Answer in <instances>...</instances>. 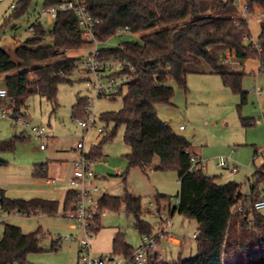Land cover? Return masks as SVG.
Instances as JSON below:
<instances>
[{"label":"trees","instance_id":"16d2710c","mask_svg":"<svg viewBox=\"0 0 264 264\" xmlns=\"http://www.w3.org/2000/svg\"><path fill=\"white\" fill-rule=\"evenodd\" d=\"M31 1L16 0L0 24V33L27 13ZM58 1L43 0L42 5L50 6ZM82 1L95 21L93 29L97 41H106L125 28L130 33H143L140 41L128 40L99 50L102 56L123 57L133 64L130 79L118 93L125 90L122 107L99 115L106 127L112 124L111 130L106 129L102 142L111 139L118 126L124 125L123 139L130 152L124 155L123 177L129 168L144 169L157 157L155 168L175 170L179 187L173 204L170 196L163 194H155V203L167 205L170 211L193 218L198 224L193 256L168 262L149 250L148 264H264V215L260 210L245 207L246 202L264 197V161L253 174L254 181L247 195L240 192L239 184L234 181L218 183L216 176L207 175L199 167L191 168L189 141L160 119L156 111L157 104L171 103L172 82L186 91V65H198L202 61L219 73L225 86L240 94V104H243L246 101L241 85L244 73L224 71L225 52H212L209 46H223L224 51L237 58L259 60L264 57V20L259 24L257 42L263 49L259 52L243 40V36H251V32L247 18L237 9L236 0ZM243 1L247 14L257 9L264 12V0ZM51 25L52 28L47 29L40 20L31 23L30 35L15 48L13 56L0 47V74L5 75L7 92L2 103L10 108L14 118L25 116L31 95L38 94L55 105L58 84L71 81L70 75L77 67L79 58L66 56L67 51L79 50L86 43L75 13L72 10L59 12ZM47 33L52 41L41 45ZM89 103L88 97L78 96L72 107L73 118L82 117ZM242 122L248 125L246 119L242 118ZM15 137L24 138L23 135ZM101 143L87 153L93 162L102 157ZM7 146L9 144L0 143V148ZM42 166L36 165L33 175L44 176ZM75 198L76 192L69 188L62 201L64 215L73 209ZM237 206L242 209L237 211ZM121 208L133 216L141 237L154 235L153 226L142 218L140 197L126 189L118 196L102 194L98 198V213L93 215L90 224L92 234L101 228L102 211ZM11 212L53 216L59 212V202L41 197L10 198L0 187V213ZM43 239H48L49 244H42ZM59 241L43 233L40 227L24 232L18 225L4 223L0 235V264H31L27 260L30 252L56 250ZM134 249L120 232L113 236L110 254L130 256Z\"/></svg>","mask_w":264,"mask_h":264},{"label":"rangeland","instance_id":"374dc122","mask_svg":"<svg viewBox=\"0 0 264 264\" xmlns=\"http://www.w3.org/2000/svg\"><path fill=\"white\" fill-rule=\"evenodd\" d=\"M11 1H0V24L12 9ZM42 1L32 0L27 13L13 21L0 33L1 41L16 35L14 41H8L9 47H5L11 56L14 55V50L20 46L21 41L30 35L28 29L31 23L39 19L47 29L52 28L51 23H48L45 15L40 12ZM247 18L252 40L257 41L259 24L264 20V12L256 11L249 14ZM142 34L120 30L106 41H97L96 46L111 48L128 40L140 41ZM51 41L52 38L47 33L41 45L50 44ZM93 46V42L86 41L79 50L67 51L66 56L78 57L79 60L76 61L78 66L84 53ZM226 62L234 64L235 69L245 73L241 84L242 90L246 92V101L243 104H240V94L234 93L225 86L222 80L221 93L218 92L214 84L213 88L210 84L208 88L211 89V94H209L204 92L205 86L197 83L189 84L187 79L186 91L173 82L171 83L174 90L171 103L157 104L156 111L158 117L167 121L176 133L186 137L193 148L201 147L203 149L202 155L207 160V170L203 171L207 175L216 176L217 182L221 184L229 181L237 182L240 184L241 191H247L254 181L253 174L256 166L255 163H252V151L255 147L264 149V65L261 66V71H258L256 58L241 59L234 55H231L229 61L226 60ZM200 64L207 63L203 61ZM187 66L197 68L194 63H188ZM84 75L81 68H76L70 75L71 81H63L58 84L55 105L38 94L31 95L27 99L25 116H22V119L44 126L47 135V138L43 140L44 149H39L40 141L34 139L28 131L17 124L11 114L6 117L1 115L5 106L2 103L3 98H0V143L9 144L7 147L0 148V160L3 161L0 163V187L4 189L7 197L29 199L37 194L43 198L54 197L50 195L58 197L59 192L69 187V168L58 175L52 171L54 164L65 162L68 165L71 159L76 158L79 152L74 148L77 141L82 138H84V151L89 153L92 147L102 142L106 129H112V124L106 127L99 120V115L106 111H118L122 107V96L125 90L122 94L114 97H96ZM4 76V74H0V85L4 82ZM256 90L261 91L259 97L255 93ZM78 96L88 97L91 110L96 117V125L101 127L104 133H99L96 127L84 130L73 118L72 107ZM242 118L246 119L248 125L243 124ZM180 124H183V130L179 129ZM123 133L124 125L118 126L114 136L101 143L102 157L92 164L93 170L98 176L99 194L107 193L118 196L123 194L126 189L139 196L142 218L153 226L152 230L155 234L158 219L154 214L156 210L154 196L155 194L170 196V201L173 204L176 201L175 195L178 190L177 173L172 169L160 170L152 166L142 169L135 166L129 168L124 176L125 179H123V173L126 170L124 155L130 152L129 145L124 142ZM20 135H23L24 138L15 137ZM220 156L230 163L237 164L239 171L231 173L228 168H218L216 164ZM153 163H158L157 157L154 158ZM39 164H49L47 176L33 175L35 166ZM248 165L249 168L246 169ZM47 179H52L53 183L48 184ZM49 190L52 194L48 192ZM59 208L58 214L53 216L45 214L44 219L40 218L39 214L29 216V218L19 216L21 220L28 222L34 230L40 227L45 234L53 237L61 236L56 250L30 252L27 255V260L31 264H81L78 260L79 241L75 237L82 234V229L74 219L60 214L62 207ZM260 212L264 215V208ZM10 218L17 217L13 212L0 213V234L4 223H8ZM180 218L187 222L181 230L183 249L180 259H184L190 250L194 251L193 234L196 232L197 222L193 218L182 215ZM60 222H71L76 226L69 229L59 225ZM100 222L101 237H105L114 228L134 248L141 243V235L135 227L133 216L126 213L123 208L119 211L104 210ZM66 235L74 238L66 240L64 238ZM95 235L96 233L91 234L90 244ZM42 244L48 245L49 240L43 239ZM157 248L162 255L161 260L168 262L178 260V245L163 240L161 244L157 245ZM105 254L106 252L102 255ZM115 256L122 257V255Z\"/></svg>","mask_w":264,"mask_h":264},{"label":"built area","instance_id":"2783aa9c","mask_svg":"<svg viewBox=\"0 0 264 264\" xmlns=\"http://www.w3.org/2000/svg\"><path fill=\"white\" fill-rule=\"evenodd\" d=\"M2 1V0H0ZM16 0L10 2V7L15 6ZM238 11L244 16L248 17L246 7L243 0H236ZM72 10L76 17L78 25L82 31V36L86 41L93 42L94 46L88 49L79 65L76 68H81L84 72V77L94 90L96 97L101 96H115L130 79V71L133 70V64L126 58L109 56L105 57L100 55V48L96 46L97 40L94 36V23L92 16L87 10L86 4L82 0H59L56 4L50 6H43L41 14L45 15L48 23H52L59 12ZM259 12H262L261 10ZM39 20V19H38ZM125 32L130 33L127 28L123 29ZM120 30H118L119 32ZM243 40L249 42L253 48L262 52L263 49L257 41H253L251 36L244 35ZM264 53V51H263ZM264 55V54H263ZM259 64L264 65V57L259 59ZM258 93L259 90H256ZM7 92L5 87H0V98H4ZM11 110L5 106L2 110V116H10ZM16 123L28 131L30 135L40 141L39 148L44 149L45 145L43 140L47 138L45 128L42 125L33 124L29 121L22 119V116L15 118ZM77 123L84 129L89 130L96 127L99 133L104 130L96 125V117L91 110V104L86 107L85 114L82 118L75 119ZM184 126L181 125L180 129ZM79 152L78 156L73 160L72 172L69 178L70 189L76 192L73 209L67 211L65 214L76 221L77 225L82 229V234L75 238L79 241V262L81 264H148V251L152 252L157 247L158 240H172L173 230L172 223L169 219H165L163 228L152 236H142L141 244L134 249L130 256L116 257L110 253L105 255H95L92 253L90 236L91 219L93 215L98 213L97 200L101 196L99 194V187L96 183L97 176L93 170V161L88 158L87 153L84 151V138L77 141L74 148ZM191 168H198L200 159L191 155ZM218 166L224 167L226 160L220 156L217 162ZM235 167L233 171H235ZM246 208L261 210L264 208V197L248 203ZM242 206H237V211H240ZM104 211L101 212V215ZM196 234H193L195 238ZM54 238L61 239V236H54ZM66 240L74 238L73 236H64Z\"/></svg>","mask_w":264,"mask_h":264},{"label":"crops","instance_id":"0c3cea01","mask_svg":"<svg viewBox=\"0 0 264 264\" xmlns=\"http://www.w3.org/2000/svg\"><path fill=\"white\" fill-rule=\"evenodd\" d=\"M257 11H260V10L257 9ZM247 20H248V18H247ZM28 30L30 31V29H28ZM14 38L16 39V35L15 36H10L9 38H6V39L3 40L5 42V44H6V46H5L6 48L9 47V42L8 41H14ZM21 44H22V41H21ZM209 50L212 51V52L219 53V54H221L222 52H225V54L227 56V59L226 60H228V61H229V58L232 55L228 51H224L223 46H220V45H212V46H209ZM256 62H257V64H256L257 70L258 71H261V66L262 65L259 64V60L258 59H256ZM224 65H225L224 71L234 72V73H244V71H239V70L235 69L234 64L231 65L230 62H226L225 61L224 62ZM231 66H233V67H231ZM186 68L188 70L187 79L189 81V84H191V83L192 84H194V83L201 84V85H203V86L206 87V89H203L204 92H206V93L208 92L209 94H211L210 93V90L211 89H209L208 87H210V84H212V88H213V84H214V86L217 88L218 92L221 93V77H220L219 73L212 71L211 68H210V66L208 64H198L197 65V68H194V67L193 68H189L186 65ZM244 75H245V73H244ZM0 87H4V82H3L2 85H0ZM255 93L259 97L260 94H261V91L259 90L258 93L257 92H255ZM165 122L167 123V121H165ZM181 125H183V124H180L179 125V129H180V126ZM183 129L184 128H182L180 130H183ZM189 143H190V141H189ZM190 151H191L192 155H195V156H197L200 159V161L198 163V167L201 168V169H203V170H207V165H206L207 160H205L204 157H203V155H202L203 149L201 147L200 148H197V149L196 148H193L191 146V143H190ZM263 156H264V149H257L256 147L253 149V151H252V163L253 164L254 163L256 164L255 171H256L257 168H259L262 165V163L264 161ZM74 159L75 158H73V159H71L69 161V164H68L69 166L65 162L64 163L62 162L60 164H57V163L54 164V169L52 171L53 172L55 171L56 174L59 175L64 170H66L67 168H69V177H68V183H69V178L71 176L72 164H73V160ZM64 160L67 161V159H64ZM157 164L152 163L151 166L153 168H155ZM42 165H43L42 166V171L44 172V176H47L48 175V172H49L48 171L49 170V168H48L49 164H42ZM216 165H217L218 168H220V166H218V164H216ZM234 167L236 168L235 171H233V168ZM223 168H226V169L228 168L231 173H237L239 171V166L237 164H235L234 162L230 163L228 160L226 161V165ZM248 168H249V165L246 167V169H248ZM95 174L97 176V173L96 172H95ZM97 179H98V176H97ZM177 181H178V177H177ZM46 182L48 184H52L53 183V180L52 179H47ZM96 183H97V180H96ZM178 187H179V184H178ZM69 188L70 187H68L67 189H65L62 192H59L57 194L58 197L55 196V195H50V196H54V197H50V198L45 197V198L57 200L59 202V207L60 206L62 207V201H63L64 195H65V192ZM239 189H240V184H239ZM249 190H250V188L247 191H241L240 190V192L243 193V194H245V195H247L249 193ZM48 192L50 194H52L51 193V190H49ZM54 192L56 194V191H54ZM177 193H178V190L176 192V195H177ZM39 194H42V193H39ZM103 194H107V193H103ZM100 195H102V194H100ZM33 197H41V195H38L37 194V195H33ZM41 198H43V197H41ZM60 214L64 215L62 213V209L60 211ZM154 214L156 215V217L158 219L157 222H156L157 231L155 232V234L157 232H159L163 228L165 219H169L171 221V223H172V230H173V237H172V240H170V241L169 240H166V241H169L172 244L179 246V251H178L177 258L180 259L181 258L180 256L182 254V249H183V240H182V237H181L183 235L181 233V230H182V226L185 223H187V222L183 218H180L181 215L178 214L177 212L170 211V209H169V207L167 205H160V206H158L156 204V210H155V213ZM177 214H178V216H177ZM15 215H16L17 218H10V221H8V223H12V224L18 225L22 229V231H24V232H29V231H33L34 230L31 227V225L28 224V222L21 220V218L19 217V216H25V215L20 214V213H15ZM39 216H40V218L44 219L43 217L45 216V214H39ZM27 217L29 218V216H27ZM60 224L63 225V226H65L66 228H69V229H73L76 226L75 223H71V222H60L59 225ZM173 225H174V229H173ZM197 226H198V224L196 225V229H197ZM174 231H175V233H174ZM117 232L118 231L113 228L112 230H110L109 233H107L105 235V237H101V234H100L101 232H100V229H99L96 232V235L93 238V241L91 243L92 253L95 254V255H97V254L98 255H102L104 252H106V254H107V252L108 253L111 252V250H112V240H113V236ZM162 241L163 240H159V242L157 243V245L161 244ZM153 253H157L158 256H159V259L161 260L162 255H161V253H160V251L158 250L157 247L154 249ZM195 253H196V241H195L194 251H191L190 250L189 253L186 255L185 258L191 257ZM78 258H79V252H78Z\"/></svg>","mask_w":264,"mask_h":264},{"label":"water","instance_id":"95a60500","mask_svg":"<svg viewBox=\"0 0 264 264\" xmlns=\"http://www.w3.org/2000/svg\"><path fill=\"white\" fill-rule=\"evenodd\" d=\"M5 46H6L5 42H4V41H1V42H0V47L3 48L4 50H7V49L5 48Z\"/></svg>","mask_w":264,"mask_h":264}]
</instances>
